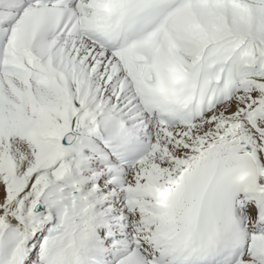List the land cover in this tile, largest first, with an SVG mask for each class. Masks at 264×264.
Returning a JSON list of instances; mask_svg holds the SVG:
<instances>
[{
  "label": "snow or ice",
  "instance_id": "obj_1",
  "mask_svg": "<svg viewBox=\"0 0 264 264\" xmlns=\"http://www.w3.org/2000/svg\"><path fill=\"white\" fill-rule=\"evenodd\" d=\"M0 264H264V0H0Z\"/></svg>",
  "mask_w": 264,
  "mask_h": 264
}]
</instances>
